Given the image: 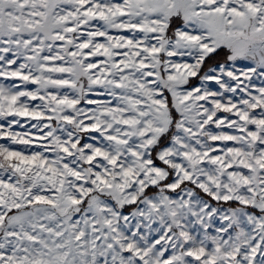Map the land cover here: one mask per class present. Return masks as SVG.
Wrapping results in <instances>:
<instances>
[{"label": "snow or ice", "instance_id": "obj_1", "mask_svg": "<svg viewBox=\"0 0 264 264\" xmlns=\"http://www.w3.org/2000/svg\"><path fill=\"white\" fill-rule=\"evenodd\" d=\"M0 264H264V0H0Z\"/></svg>", "mask_w": 264, "mask_h": 264}]
</instances>
